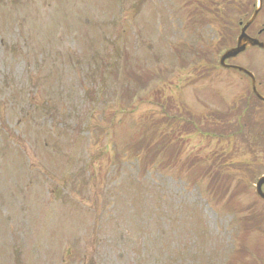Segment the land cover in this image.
<instances>
[{
	"label": "rangeland",
	"instance_id": "374dc122",
	"mask_svg": "<svg viewBox=\"0 0 264 264\" xmlns=\"http://www.w3.org/2000/svg\"><path fill=\"white\" fill-rule=\"evenodd\" d=\"M238 3L0 0V264H264V106L188 24L235 40ZM229 62L264 94V50Z\"/></svg>",
	"mask_w": 264,
	"mask_h": 264
},
{
	"label": "trees",
	"instance_id": "16d2710c",
	"mask_svg": "<svg viewBox=\"0 0 264 264\" xmlns=\"http://www.w3.org/2000/svg\"><path fill=\"white\" fill-rule=\"evenodd\" d=\"M231 5H233V4H231ZM228 7H229V4H227L225 6V8H221V9H220V6H216L215 7L216 10H213L212 9V16H211V18H210L209 21H207L205 19V16H206V12L205 11L209 12V10H210L209 5L206 8H202V9L201 8H198V7H196V10L191 9L189 11V16H190L189 18H190V20L188 21V24L189 23L191 24V23H197L198 22V23H201V26H204V27H207V26L210 27L211 25L209 23L215 24V26H217V28L219 29V31H218L219 32V36L222 38L221 45L223 47H228L229 45L233 44V42H234V35L233 34H230V35L227 36L224 33L223 28H221V27H219L217 25L219 22H222V21L225 23V20L228 19L227 13L224 11ZM234 7H235V10H236V13H233V18H235V21H232L231 22V26H230V30L232 32H235L233 26L238 27L239 26V21L242 20L243 18H245L246 15L249 13V8L244 3H238ZM234 7H233V9H234ZM192 28L195 29L196 26H193ZM208 43H209V41H208ZM207 54H208V50H207L206 53L202 54L201 56L195 54L196 56L194 57V60L197 57L202 60L204 56H207ZM209 66H210V68H215L213 65H209ZM205 67H207V66H205ZM249 105H250V103H249ZM250 106L252 107V105H250ZM224 114H227V113L226 112L225 113L224 112H221V114H219V116H221V117L224 118V116H225ZM248 114H250V113H248ZM253 120L254 119L252 117H249L248 115L245 116V121H246L247 124H252L253 123ZM187 131H190V128H188ZM249 131H250L251 134L253 133V130L251 128H249ZM164 138L166 139V144L163 147L169 146L171 144L170 139L167 138V137H164ZM142 141H143V139H142ZM143 143H145L144 144V150H147L150 155H152V154L155 155V153L158 152L156 150L163 149V147H160V148H156L155 149V145L153 143L151 144L150 141H143ZM260 146H262L264 148V142L263 143H260ZM259 150H260V148H257L255 152H258ZM247 167L248 166H245L243 170H245ZM185 169L187 171H189L187 168H185ZM242 173H244V172H242ZM228 184H231V183H227L226 185H228ZM223 185H224V187H226V185H225L224 182H222V186Z\"/></svg>",
	"mask_w": 264,
	"mask_h": 264
},
{
	"label": "water",
	"instance_id": "95a60500",
	"mask_svg": "<svg viewBox=\"0 0 264 264\" xmlns=\"http://www.w3.org/2000/svg\"><path fill=\"white\" fill-rule=\"evenodd\" d=\"M262 6V0H259V6L258 8L255 10L252 18L245 24V26L242 28L241 30V34L238 36L237 41H236V46L232 47L230 49H228L220 58V64L225 67V68H233L236 69L238 71L244 72L245 74H247L252 81V88H253V92L254 94L264 100V97L261 96L255 87V76L253 75V73H251L250 71H248L247 69L240 67V66H234V65H227L225 63V60L231 57H235L237 56L239 53H241L242 51H244L247 47L249 46H258L260 48H264V44L262 42H260L259 40L255 39V38H251L250 36H248L245 33V30L247 29V27L251 24V22L255 19V17L257 16L259 10L261 9ZM262 184H264V176L262 178L259 179V182L257 184V193L264 198V193L261 190V186Z\"/></svg>",
	"mask_w": 264,
	"mask_h": 264
}]
</instances>
